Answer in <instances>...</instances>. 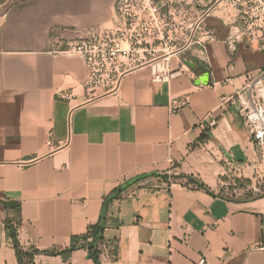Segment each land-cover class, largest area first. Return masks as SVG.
<instances>
[{"label":"crops","instance_id":"obj_1","mask_svg":"<svg viewBox=\"0 0 264 264\" xmlns=\"http://www.w3.org/2000/svg\"><path fill=\"white\" fill-rule=\"evenodd\" d=\"M116 1H0V200L20 203L21 247L61 252L103 215L101 264H264V162L237 105L222 104L264 67V49L230 54L214 11L208 63L192 50L92 98L84 61L65 49L110 27ZM8 215L0 208V264H95L82 247L20 261Z\"/></svg>","mask_w":264,"mask_h":264},{"label":"built area","instance_id":"obj_2","mask_svg":"<svg viewBox=\"0 0 264 264\" xmlns=\"http://www.w3.org/2000/svg\"><path fill=\"white\" fill-rule=\"evenodd\" d=\"M214 11L229 28L225 43L230 54L239 42L264 49V0H117L110 27L91 28L86 38L69 43L65 51L84 61L89 96L117 93L123 77L140 66L170 62L192 50L208 63L206 43L217 36L205 19ZM174 74H156L155 80H168ZM57 95L70 99L73 94L61 90ZM226 102L237 105L264 162V67L248 73L244 86L222 99V104ZM188 104L185 96L172 100L170 107L178 111ZM216 124L217 119L210 117L208 128ZM48 143L52 145V139ZM195 264L217 263L201 255Z\"/></svg>","mask_w":264,"mask_h":264},{"label":"trees","instance_id":"obj_3","mask_svg":"<svg viewBox=\"0 0 264 264\" xmlns=\"http://www.w3.org/2000/svg\"><path fill=\"white\" fill-rule=\"evenodd\" d=\"M2 1V0H0ZM202 136L201 139H204ZM0 208L9 212H14L15 216H7L5 219V228L8 235L13 241L14 248L16 249L17 255L20 261L23 262L24 258L32 259L34 254L45 253V254H57L62 253L64 255L70 254L73 250L78 247L85 248L88 251V256L94 260L95 264H101L100 255L102 253V247L105 244L104 230L106 228V219L101 215L100 220L91 225L87 232L82 236H75L72 238V243L69 248L61 252H42L40 250H33L32 254L26 252L20 245L18 240V225L21 222L20 219V203L13 200H0Z\"/></svg>","mask_w":264,"mask_h":264},{"label":"water","instance_id":"obj_4","mask_svg":"<svg viewBox=\"0 0 264 264\" xmlns=\"http://www.w3.org/2000/svg\"><path fill=\"white\" fill-rule=\"evenodd\" d=\"M189 64L192 65V67L196 68V65L194 63L189 62Z\"/></svg>","mask_w":264,"mask_h":264}]
</instances>
